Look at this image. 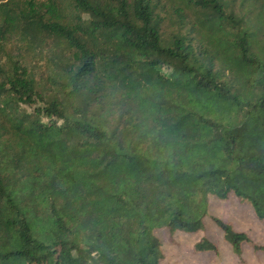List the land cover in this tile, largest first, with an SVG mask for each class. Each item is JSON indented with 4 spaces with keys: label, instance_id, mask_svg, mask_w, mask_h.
Wrapping results in <instances>:
<instances>
[{
    "label": "trees",
    "instance_id": "1",
    "mask_svg": "<svg viewBox=\"0 0 264 264\" xmlns=\"http://www.w3.org/2000/svg\"><path fill=\"white\" fill-rule=\"evenodd\" d=\"M230 196L264 221V0H0V264H162Z\"/></svg>",
    "mask_w": 264,
    "mask_h": 264
},
{
    "label": "rangeland",
    "instance_id": "2",
    "mask_svg": "<svg viewBox=\"0 0 264 264\" xmlns=\"http://www.w3.org/2000/svg\"><path fill=\"white\" fill-rule=\"evenodd\" d=\"M220 220L231 226L236 233L248 238L241 245V254L234 252L225 242L222 230L213 222ZM204 229L193 235L176 232L168 237L167 231L159 232L162 236V264H264V221H260L253 209L230 196L228 200H216L212 203ZM204 239L215 245L217 252L197 253L196 247Z\"/></svg>",
    "mask_w": 264,
    "mask_h": 264
}]
</instances>
